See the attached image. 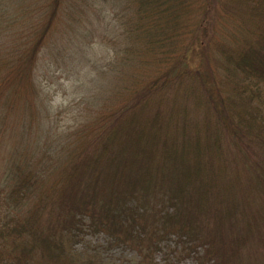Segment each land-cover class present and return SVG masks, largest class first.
Returning a JSON list of instances; mask_svg holds the SVG:
<instances>
[{"label": "trees", "instance_id": "16d2710c", "mask_svg": "<svg viewBox=\"0 0 264 264\" xmlns=\"http://www.w3.org/2000/svg\"><path fill=\"white\" fill-rule=\"evenodd\" d=\"M7 1L0 33L17 21L20 33L0 46L10 85L32 91L61 0ZM115 1L104 36L115 79L94 130L44 151L20 139L1 173L0 264H92L72 250L86 229L135 247L142 264H171L152 256L171 235L179 261L242 264L245 246L244 264H264V0Z\"/></svg>", "mask_w": 264, "mask_h": 264}, {"label": "rangeland", "instance_id": "374dc122", "mask_svg": "<svg viewBox=\"0 0 264 264\" xmlns=\"http://www.w3.org/2000/svg\"><path fill=\"white\" fill-rule=\"evenodd\" d=\"M29 1L44 6L49 0ZM7 2L11 7L20 6L19 0ZM119 10L115 0H103L94 5H85L82 0H61L33 63L31 79L36 93L10 85L14 66L10 55L5 56V50L0 49V61L6 59V63L0 66V178L9 156L17 145L22 146L23 141L31 150L44 151L46 140L45 148H49L55 143L63 145V138L73 137V131L87 135L94 130L97 121L93 119L102 112L101 103L113 88L115 79L114 69L112 71L110 67L115 58L114 49L105 42L104 36L110 34V29L119 22L115 17ZM22 22L24 28L31 23L27 19ZM17 23L13 24V30L10 29L12 36L2 25V49H9L16 41L15 35L20 36ZM259 91L257 98L263 101L264 86ZM22 120L30 121L25 134L20 128ZM61 152V155L66 153ZM139 187L152 186L143 182L134 185L136 189ZM84 222L87 223L88 219L85 218ZM175 241L176 237L171 235L169 241L161 243L160 250L152 253L154 260L165 262L168 255L171 264H194L189 256L179 261ZM244 247H240L237 255V261L242 264L246 253ZM72 250L85 262L91 260L92 264H142L135 247L111 240L102 230L86 229V233L73 243ZM257 257L264 260V251ZM247 262L254 264L253 260Z\"/></svg>", "mask_w": 264, "mask_h": 264}]
</instances>
